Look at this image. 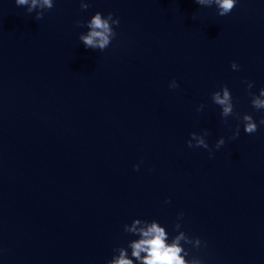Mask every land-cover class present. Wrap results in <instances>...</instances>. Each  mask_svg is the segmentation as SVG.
I'll return each mask as SVG.
<instances>
[{
  "label": "water",
  "instance_id": "water-1",
  "mask_svg": "<svg viewBox=\"0 0 264 264\" xmlns=\"http://www.w3.org/2000/svg\"><path fill=\"white\" fill-rule=\"evenodd\" d=\"M27 8L0 0V264H144L153 223L185 264H264V0ZM97 12L103 50L79 39Z\"/></svg>",
  "mask_w": 264,
  "mask_h": 264
},
{
  "label": "clouds",
  "instance_id": "clouds-1",
  "mask_svg": "<svg viewBox=\"0 0 264 264\" xmlns=\"http://www.w3.org/2000/svg\"><path fill=\"white\" fill-rule=\"evenodd\" d=\"M198 5H208L212 0H194ZM216 5L220 9L219 15L225 16L229 14L232 9L236 6V0H215ZM15 4L18 6L27 5V11L31 13L36 8H47L51 9L53 7V0H15ZM88 5L82 4L81 8H87ZM42 13H38L36 19L42 18ZM109 21L114 25L119 24L118 19H113L112 13L107 14V18H103L102 15L97 12L88 24L89 32L87 35H81L79 39L83 42L86 48H100L105 49L110 43V38H114L116 33L110 27ZM76 25L79 26L80 22L77 21ZM230 67L233 70L238 69V65L233 62ZM253 86L252 82H247V87L250 89ZM171 88L177 87L176 82L173 80L170 85ZM260 96L264 97V88L260 89ZM214 101L223 106V116H228L232 113L231 96L227 87L223 90V96L219 93L214 94ZM253 107L257 110L264 109V99L259 97H254L251 101ZM244 127L243 131L247 134H252L257 131V123L253 121L252 116L245 115L243 117ZM259 124L264 125V118L259 121ZM239 127L233 132V138L239 136ZM190 135L195 137V133H190ZM197 145L205 149L208 145L205 143L203 138H196ZM189 148L192 147L190 141H186ZM224 144V140L220 139L217 141L216 147L219 148ZM135 170H139V165L134 166ZM167 203V201H165ZM135 230V229H132ZM140 235L143 237L139 241L132 244V255L137 259H141L140 253L145 252L146 256L143 257L144 264H185L184 259L181 257L180 253L182 249L178 246V241L180 237L177 238L171 245L166 244V233L165 231L157 226V224H151L147 230H141ZM112 264H132V261L125 258L123 251L120 257L113 261Z\"/></svg>",
  "mask_w": 264,
  "mask_h": 264
}]
</instances>
